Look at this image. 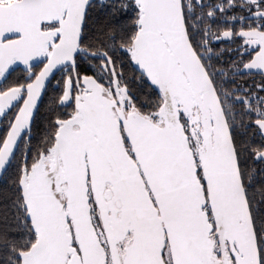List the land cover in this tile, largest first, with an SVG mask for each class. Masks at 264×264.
Returning a JSON list of instances; mask_svg holds the SVG:
<instances>
[{
	"label": "snow or ice",
	"instance_id": "obj_1",
	"mask_svg": "<svg viewBox=\"0 0 264 264\" xmlns=\"http://www.w3.org/2000/svg\"><path fill=\"white\" fill-rule=\"evenodd\" d=\"M0 264H264V0H0Z\"/></svg>",
	"mask_w": 264,
	"mask_h": 264
},
{
	"label": "flooded vegetation",
	"instance_id": "obj_2",
	"mask_svg": "<svg viewBox=\"0 0 264 264\" xmlns=\"http://www.w3.org/2000/svg\"><path fill=\"white\" fill-rule=\"evenodd\" d=\"M225 45H214V47L219 50L220 47H224ZM235 56L232 53H229L227 51H225L222 54V58L219 61H213V63L216 65L217 68L223 69L225 72L229 71V64L230 61L232 59H234ZM23 67V66H21ZM21 73L19 72V70L17 71V73H15L14 75H20ZM257 81L259 80V77L256 78ZM247 83L248 85H251L252 80L251 78L245 77L244 79L240 80L239 83L244 84Z\"/></svg>",
	"mask_w": 264,
	"mask_h": 264
},
{
	"label": "trees",
	"instance_id": "obj_3",
	"mask_svg": "<svg viewBox=\"0 0 264 264\" xmlns=\"http://www.w3.org/2000/svg\"><path fill=\"white\" fill-rule=\"evenodd\" d=\"M53 83H55V82H53Z\"/></svg>",
	"mask_w": 264,
	"mask_h": 264
}]
</instances>
